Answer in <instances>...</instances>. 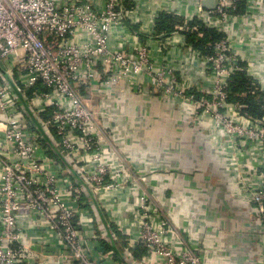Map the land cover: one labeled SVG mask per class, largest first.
I'll list each match as a JSON object with an SVG mask.
<instances>
[{
	"label": "built area",
	"instance_id": "obj_1",
	"mask_svg": "<svg viewBox=\"0 0 264 264\" xmlns=\"http://www.w3.org/2000/svg\"><path fill=\"white\" fill-rule=\"evenodd\" d=\"M164 1L148 15L138 0H0V264L27 261L28 231L45 225L63 241L64 258L96 264L78 224L90 214L89 194L123 192L119 167L141 191L139 238L127 233L124 264L138 263V246L157 264H203L199 247L168 242L181 240L179 231L117 148L130 136L116 128L128 118L112 104L122 96L187 104V122L212 129L216 155L264 214V119L245 116L230 85L243 72L264 92V0H217L212 10L205 0ZM161 13L184 19L171 37L155 31ZM195 21L222 35L211 55L185 39L200 31L188 27Z\"/></svg>",
	"mask_w": 264,
	"mask_h": 264
},
{
	"label": "crops",
	"instance_id": "obj_2",
	"mask_svg": "<svg viewBox=\"0 0 264 264\" xmlns=\"http://www.w3.org/2000/svg\"><path fill=\"white\" fill-rule=\"evenodd\" d=\"M150 1L138 0V5L150 6L148 15L166 4ZM180 57L191 61L187 53ZM184 68L188 72L190 67ZM125 99L112 103L128 117L122 116L116 128L123 135L130 131L127 139H118L117 148L142 171L153 201L179 231L181 240L168 242L182 249L199 247L203 264H264V214L247 204L226 158L216 155L212 129L190 126L184 102L161 96ZM123 171L118 168L125 181L121 194L102 198L89 194L85 199L90 214L78 228L86 234L89 258L96 264H124L128 238H139L136 215L141 191L127 182ZM44 227L27 230L33 248L22 264H80L63 257V241L47 232L51 226ZM139 249L145 253L140 257L134 253L136 262L157 264L145 248L134 251Z\"/></svg>",
	"mask_w": 264,
	"mask_h": 264
},
{
	"label": "trees",
	"instance_id": "obj_3",
	"mask_svg": "<svg viewBox=\"0 0 264 264\" xmlns=\"http://www.w3.org/2000/svg\"><path fill=\"white\" fill-rule=\"evenodd\" d=\"M243 6L238 11H242ZM184 19L174 17L167 13H161L156 20L157 34H163L166 37H171L176 32V27L183 24ZM199 26L200 31H188L183 33L189 45L204 55H211L214 51V44L221 40L222 35L215 30L203 27L197 21L188 25L189 28ZM232 96L231 102L236 106L241 107L242 113L247 117L255 119H264V92L259 89L255 81L248 77L245 73L239 72L233 76L231 82ZM54 153V154H53ZM52 156L60 158V156L53 152ZM135 257L142 256L145 251L139 249L134 251Z\"/></svg>",
	"mask_w": 264,
	"mask_h": 264
},
{
	"label": "water",
	"instance_id": "obj_4",
	"mask_svg": "<svg viewBox=\"0 0 264 264\" xmlns=\"http://www.w3.org/2000/svg\"><path fill=\"white\" fill-rule=\"evenodd\" d=\"M217 5V0H205L204 1V7L207 9H214Z\"/></svg>",
	"mask_w": 264,
	"mask_h": 264
}]
</instances>
